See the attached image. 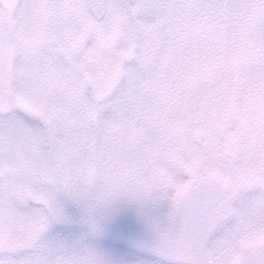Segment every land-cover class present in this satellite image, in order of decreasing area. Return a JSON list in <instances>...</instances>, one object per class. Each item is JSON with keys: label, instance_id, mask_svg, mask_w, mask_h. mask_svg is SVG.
Returning <instances> with one entry per match:
<instances>
[{"label": "snow or ice", "instance_id": "6c2138e0", "mask_svg": "<svg viewBox=\"0 0 264 264\" xmlns=\"http://www.w3.org/2000/svg\"><path fill=\"white\" fill-rule=\"evenodd\" d=\"M0 264H264V0H0Z\"/></svg>", "mask_w": 264, "mask_h": 264}]
</instances>
